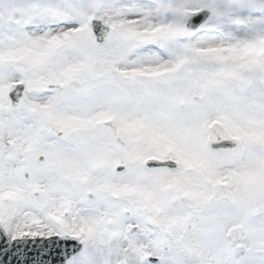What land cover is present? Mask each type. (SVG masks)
I'll return each mask as SVG.
<instances>
[{"label": "snow or ice", "instance_id": "6c2138e0", "mask_svg": "<svg viewBox=\"0 0 264 264\" xmlns=\"http://www.w3.org/2000/svg\"><path fill=\"white\" fill-rule=\"evenodd\" d=\"M0 264H264V0H0Z\"/></svg>", "mask_w": 264, "mask_h": 264}]
</instances>
